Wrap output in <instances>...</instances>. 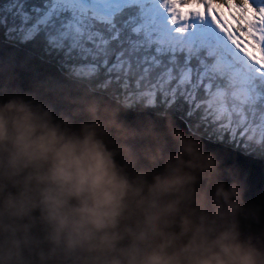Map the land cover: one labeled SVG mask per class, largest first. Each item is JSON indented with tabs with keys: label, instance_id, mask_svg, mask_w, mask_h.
Listing matches in <instances>:
<instances>
[{
	"label": "clouds",
	"instance_id": "clouds-1",
	"mask_svg": "<svg viewBox=\"0 0 264 264\" xmlns=\"http://www.w3.org/2000/svg\"><path fill=\"white\" fill-rule=\"evenodd\" d=\"M72 91L0 87V264H264L236 165L168 113Z\"/></svg>",
	"mask_w": 264,
	"mask_h": 264
},
{
	"label": "snow or ice",
	"instance_id": "snow-or-ice-1",
	"mask_svg": "<svg viewBox=\"0 0 264 264\" xmlns=\"http://www.w3.org/2000/svg\"><path fill=\"white\" fill-rule=\"evenodd\" d=\"M33 57L76 91L187 107L264 157V0H0V87L35 79Z\"/></svg>",
	"mask_w": 264,
	"mask_h": 264
},
{
	"label": "water",
	"instance_id": "water-1",
	"mask_svg": "<svg viewBox=\"0 0 264 264\" xmlns=\"http://www.w3.org/2000/svg\"><path fill=\"white\" fill-rule=\"evenodd\" d=\"M31 62L33 65L36 66V69L39 72V75L36 76L35 79H43L46 76H51L52 79L59 81L62 84L68 85L69 88H72V95H79V91L74 90V85L67 81L66 78L63 77L54 66L43 65L36 57H33ZM15 71L16 79L12 82V85L10 86H18L22 89H30L35 83V79L33 78L32 73L21 68H17ZM111 101L121 104L120 102L114 99H111ZM154 114L156 113L128 109L121 115L124 119L131 122L137 119L138 117L142 118L145 115L153 117L155 119ZM172 117L175 119L176 123L181 128H183L185 131L186 128L188 129L186 131L187 133L191 135L195 134L189 130L187 123L182 118L177 116ZM195 136L203 141L206 149L218 153L224 158L227 164H234L240 169L241 174L246 178V183L248 185L246 199L261 204V218L262 222H264V159L255 158L253 156L243 154L242 152L236 151L231 147L218 144L209 139L203 138L197 134H195Z\"/></svg>",
	"mask_w": 264,
	"mask_h": 264
},
{
	"label": "trees",
	"instance_id": "trees-1",
	"mask_svg": "<svg viewBox=\"0 0 264 264\" xmlns=\"http://www.w3.org/2000/svg\"><path fill=\"white\" fill-rule=\"evenodd\" d=\"M109 96L111 99L117 100L121 104L125 105L123 97H111V94H109ZM128 107L131 110L137 111H149L153 113H159L160 111V109L157 108L146 107L142 103H132ZM167 113L172 116L183 118V120L187 123L189 130L203 138L209 139L218 144L231 147L236 151L242 152L243 154L253 156L255 158L264 159V157H261L259 154H256L255 149L251 150L250 154V144L252 142L246 143L243 138L239 137L233 139L230 133L224 132L223 130L219 129L218 126L212 125L211 122L205 124L199 115L192 116L190 118L187 117V107H185L182 111L178 110L176 107H171L168 109ZM258 147L259 146H257V148Z\"/></svg>",
	"mask_w": 264,
	"mask_h": 264
},
{
	"label": "bare ground",
	"instance_id": "bare-ground-1",
	"mask_svg": "<svg viewBox=\"0 0 264 264\" xmlns=\"http://www.w3.org/2000/svg\"><path fill=\"white\" fill-rule=\"evenodd\" d=\"M192 135H194V136H195V134H192Z\"/></svg>",
	"mask_w": 264,
	"mask_h": 264
}]
</instances>
